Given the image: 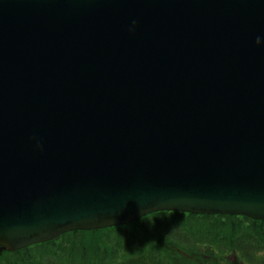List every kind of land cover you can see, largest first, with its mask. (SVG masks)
I'll return each instance as SVG.
<instances>
[{
  "label": "water",
  "instance_id": "obj_1",
  "mask_svg": "<svg viewBox=\"0 0 264 264\" xmlns=\"http://www.w3.org/2000/svg\"><path fill=\"white\" fill-rule=\"evenodd\" d=\"M161 211L264 221V0H0V251Z\"/></svg>",
  "mask_w": 264,
  "mask_h": 264
},
{
  "label": "trees",
  "instance_id": "obj_2",
  "mask_svg": "<svg viewBox=\"0 0 264 264\" xmlns=\"http://www.w3.org/2000/svg\"><path fill=\"white\" fill-rule=\"evenodd\" d=\"M0 264H264V221L157 212L125 226L1 251Z\"/></svg>",
  "mask_w": 264,
  "mask_h": 264
},
{
  "label": "rangeland",
  "instance_id": "obj_3",
  "mask_svg": "<svg viewBox=\"0 0 264 264\" xmlns=\"http://www.w3.org/2000/svg\"><path fill=\"white\" fill-rule=\"evenodd\" d=\"M170 212H172V211H170ZM173 212H176V211H173ZM180 213H184V212H180ZM190 214H193V213H190ZM196 215H198V214H196ZM125 226V225H124ZM106 229H108V228H106ZM98 230H103V229H98ZM94 231V230H93Z\"/></svg>",
  "mask_w": 264,
  "mask_h": 264
},
{
  "label": "clouds",
  "instance_id": "obj_4",
  "mask_svg": "<svg viewBox=\"0 0 264 264\" xmlns=\"http://www.w3.org/2000/svg\"><path fill=\"white\" fill-rule=\"evenodd\" d=\"M256 43H257V45L260 44V40H259V38H257Z\"/></svg>",
  "mask_w": 264,
  "mask_h": 264
},
{
  "label": "bare ground",
  "instance_id": "obj_5",
  "mask_svg": "<svg viewBox=\"0 0 264 264\" xmlns=\"http://www.w3.org/2000/svg\"><path fill=\"white\" fill-rule=\"evenodd\" d=\"M94 77V76H93ZM173 212V211H172ZM142 219V218H141ZM86 232H88V231H86Z\"/></svg>",
  "mask_w": 264,
  "mask_h": 264
}]
</instances>
